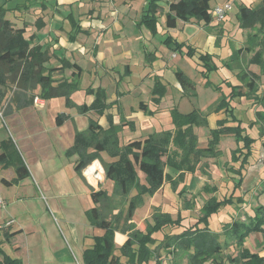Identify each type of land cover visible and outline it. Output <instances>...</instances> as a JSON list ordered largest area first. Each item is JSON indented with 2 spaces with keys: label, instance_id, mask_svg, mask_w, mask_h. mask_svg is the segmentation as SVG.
<instances>
[{
  "label": "crops",
  "instance_id": "crops-1",
  "mask_svg": "<svg viewBox=\"0 0 264 264\" xmlns=\"http://www.w3.org/2000/svg\"><path fill=\"white\" fill-rule=\"evenodd\" d=\"M165 1L166 4L163 3V5L160 4V0L157 1V10L155 12L156 32L153 33L143 20L144 11L147 9L149 0H0V5L7 2V5L11 8L19 6L18 8L10 9L6 17L16 28L25 29L24 36L31 47L41 46L43 50L47 51V65L51 67L65 66L64 69L54 73L57 80H59V77L65 76L67 79H71V75L75 70V67L72 66L73 64H78L82 68L81 88L72 94L71 99L74 105L71 107L66 105L64 97L41 98L38 95L39 88H37L34 90L33 103L17 109L16 105L21 98L17 100L13 98L16 84L9 82L6 87H1L4 95L0 106L11 104L14 110L6 116H3L0 111V151H7L8 153H12L13 150L17 151L25 162L19 144L25 148L26 141L29 146L30 140L35 142L40 149H43L39 156L43 159L44 164L41 160L42 165L36 166L38 178L50 190L65 188L69 197L64 200V203L66 206L69 203V208L73 211L76 208L72 203L79 202L80 198L85 199L86 206L80 210V216L86 217L84 218L86 223H88L86 225H89L88 227L86 226L87 229H83L78 228L77 223L68 222L73 239L77 241V245L81 243L80 262L69 245L62 242L63 240H58L59 243H56L57 240L55 239V242H53V239L48 237L44 229L37 227L39 223L32 217L35 214L34 206L26 202V195L23 192L24 182L33 176L28 164L25 162L29 175L23 179H17L14 165H0V172L5 170V173L8 174V176L0 175V196L6 202V206L0 208L1 246L7 254L20 258L24 264H84V250L94 244V236L104 233L103 229L94 227L89 220L88 210L94 206L90 201L93 188L86 180L83 172L76 170L78 155L69 156L67 154L68 149L74 143L77 131H86L91 119L98 120L105 127L109 126L106 115L100 116L94 110L86 113L79 111V106L85 103L90 104L94 100L93 95L87 94L86 88L90 86L93 88L101 87L106 90L108 102H117L113 103L112 108L106 114L112 113L116 124H125L119 133L121 144H123V134L128 135L127 138L143 140L154 132L173 128L170 111L174 107H177L181 112L185 108L184 113H187L189 109L192 111L194 108H199L203 115L207 116L210 128H215L217 122L226 117L225 111L217 112L216 107L222 100L223 94L230 92V87L226 82L231 81L225 77L221 78V82L214 83V85L221 86V90H217L213 86L207 87L206 79L203 78L204 81L201 82L200 86H196L195 83L197 95L193 97L185 96L175 75L178 70L185 72V70L180 69L184 63L182 58L189 59L194 63L196 68L199 69V72L196 71V73H200V68L195 59L172 51L164 41L167 37H171L177 42H184L186 45L196 47L199 51L218 54L222 60V62H218L221 65V69L223 68V63L231 57L233 51L239 48H234L230 54L228 50H226V55L222 54V43L220 42V47H217L215 42L219 34L212 32L215 23H220L214 17L209 24L196 18H192L190 21L178 19L176 27H169L167 24V12L169 11V2L174 0ZM226 3H230V1ZM245 4L253 6L256 3ZM160 20L162 37H158L160 35ZM41 21L43 25H40ZM232 27L237 30L247 31V41L249 40L248 35L255 32L253 29L241 28L239 21L233 23V25H229V21H226L224 30H222V35L225 38H228L229 30ZM223 39L224 37H222ZM248 45L249 42L240 48H246ZM184 50H186V47ZM251 53L253 56L254 52ZM216 59L218 57L215 58V61ZM251 64L253 66L258 65L255 63ZM258 66L264 70V67ZM227 71L231 70L227 68ZM158 78L161 79L167 89L166 95L160 103L154 102L153 98L156 95L152 93L155 80ZM239 82L231 83L240 85L241 90L246 92L247 88L244 83L240 80ZM225 85L227 90H224ZM209 89L215 91V93L213 94ZM8 92L11 93V96L9 100H6ZM28 93L31 94V91H28ZM77 96H79L80 101L76 100ZM245 98L247 99L246 96L236 99V106L237 104L245 105V103H241V101H245ZM141 101L147 103L148 107L156 113L153 116L146 115L140 109ZM59 108H62V111H59ZM237 108L241 113L244 107L239 108L237 106ZM263 109H258L257 111ZM243 111L242 114H245L242 116L238 114V116L242 119L243 126V118L248 120L249 126H244L246 132L249 133L248 128H252L257 135L249 162L242 169L243 180L241 185L234 189L235 183L240 179V175L230 169L231 167L238 168L240 161L233 162L231 154L229 152L224 154V150L221 147L225 138L230 137L225 141V144L228 145L227 148L232 152L238 146L233 136L228 135L222 138L219 144V150L222 153L219 158L203 157L199 163V165L204 166L202 169L211 173L209 182L211 186L217 187V191L221 190V187L212 183L213 180L217 181L214 177V171L220 169L225 173L224 177H226L227 181H221V184L226 189H229L227 196L233 193L235 199L242 198L244 200L243 203L235 205L238 211H246L250 207V198H252V201L255 200V202L264 200V156L261 155V152H264L262 121H258L257 111L255 115L253 114V118H251L250 112L246 115L245 110ZM60 112L70 115V118L63 125H57L55 122L56 115ZM5 124L11 126L16 137L13 138L7 133ZM194 132L198 135L199 147H206L209 141L208 128L194 126ZM202 134L208 135L205 146L201 145L204 143ZM101 156L107 162L116 159L111 158L107 152H102ZM96 160L102 164L100 159ZM31 161L33 163L36 162L35 159ZM37 164H39L38 159ZM63 166H65L64 170L62 169ZM58 169L61 171H57ZM173 174L174 178H177L179 172ZM139 176L141 182L145 183V174L143 173V176L139 174ZM185 179V181H180L179 187L187 183L188 175H186ZM108 181H110L113 190V182L111 180ZM191 183L193 184V181L186 186L191 185ZM166 184L168 183H165L159 190H163ZM73 185H77L76 190L72 187ZM15 187L20 188L15 189ZM256 187H261V191H254L253 188ZM159 190L155 195L159 193ZM217 191L213 193L215 196H217ZM147 197L152 198V196H145L144 204H147ZM139 208L135 212L136 215L142 209ZM161 212H164V210ZM244 212L242 216H239V212L235 219L242 221L249 219ZM191 213L185 215L183 211L181 212L182 223L188 218L192 219ZM253 213L254 209L249 216H252ZM172 217L176 218L177 215L176 217L172 215ZM70 219H74V217L70 215ZM17 221H19L20 225L15 228L14 225ZM139 221V224L135 221L134 223L137 224L136 226L139 230L145 231V228L142 227L145 217L141 215L140 219H138ZM148 222L153 223V218L151 217ZM82 223H84L83 220H81ZM27 224L32 225L28 230L24 227H19ZM51 225L55 233L58 234L56 237H60L53 221H51ZM185 228L179 225L175 226V231L171 234L165 233L168 236L178 235ZM24 231L28 232L26 238L23 237L25 235ZM127 238L128 235L126 233L117 231L115 234L116 246L119 248L125 243ZM235 246L237 247L236 255H238L241 247L236 244ZM244 247L253 253L264 256V233H251L247 237ZM167 249L172 253L181 252L175 248ZM152 259L156 261L155 257ZM160 260L162 261L161 258Z\"/></svg>",
  "mask_w": 264,
  "mask_h": 264
},
{
  "label": "trees",
  "instance_id": "trees-1",
  "mask_svg": "<svg viewBox=\"0 0 264 264\" xmlns=\"http://www.w3.org/2000/svg\"><path fill=\"white\" fill-rule=\"evenodd\" d=\"M158 0H149L147 9L144 11L143 20L153 33L156 32L155 12ZM43 3H45L43 1ZM46 5V3H45ZM44 5V6H45ZM43 6V7H44ZM7 2L0 5V102L4 93L1 87H6L9 82L16 84L14 100L20 99L16 108L33 103L34 90L39 88L38 95L43 99L64 97L66 105L73 106L72 94L81 88L82 68L78 64L71 75V79L57 80L54 76L56 71L64 69L65 66L51 67L47 65V51L41 46L31 47L25 38V29L16 28L6 17L10 9ZM211 0H174L169 2L167 12V24L169 27H176L177 20L190 21L196 18L209 24L213 20ZM239 26L244 29H253L250 33L249 45L246 48H239L233 51L231 57L223 63V67L234 69V63H238L240 71L238 79L244 83L246 92L241 90L240 85L226 82L230 87L228 94H223L222 100L216 107V111L224 110L226 117L217 122L215 128L209 127L206 115H203L199 108L184 113L177 107L170 111L173 128L163 129L150 134L144 140H132L127 144H121L119 133L124 127V123L116 124L112 113L106 112L112 108L113 103L108 102L106 90L98 87L86 88L87 94L93 95L94 100L90 104L79 106L81 113L94 110L100 116L106 115L108 127L103 126L98 120L91 119L86 131H77L73 145L68 149L67 154L78 155L76 170L81 172L88 164L96 159H100L107 180L113 182L111 193L106 189H92L91 196L94 206L88 210V217L94 227L104 230L102 235L94 236V244L84 250V264H147L155 257L157 264H163L159 258V249L175 248L181 252L189 253L190 264H264V256L251 252L244 247L247 237L253 232L264 233V204H259L254 208V213L246 221L233 220L225 224V240H220V234L209 227V217L226 204L243 203L242 198H234L233 193L218 200L213 194L218 189L207 184L202 192L210 194L202 211L201 217L195 225L186 227L178 235L168 236L154 248L150 245L156 243L155 233L167 226L182 225L183 217L181 212L176 218L168 212H157L153 215V223H149L145 231L137 228L133 221L136 210L144 204L145 196L154 195L165 183H170L176 188L178 181L183 180L185 173L195 172L197 164L203 157L219 158L221 150L219 144L224 136H233L238 146L231 152L233 162L240 161L238 168L230 169L240 175V179L235 183L234 189L241 185L243 180L242 169L249 162L252 155L253 145L256 141L246 128L242 125V119L238 116L236 99L246 96L254 103L264 106V96L258 94L260 75L246 68H242V53L254 52L250 58V63L264 67V4L255 8L246 5L239 7ZM40 25H43L41 21ZM165 44L175 52L193 58L197 61L200 73L206 79V86H213L214 89L221 90L220 85H214L209 75L221 68L215 58L218 54L202 52L184 42H177L171 37L165 39ZM216 46L220 47V36L215 39ZM186 47V50L184 48ZM258 48V49H257ZM180 83L183 94L188 97L196 96L195 82L182 70L175 73ZM31 91V94L28 93ZM167 89L161 79H156L152 93L156 95L153 100L160 103L166 95ZM140 109L146 115L153 116L156 112L151 110L147 103L141 101ZM258 121H262V131H264V109L257 111ZM70 115L60 112L56 115L57 125H63ZM194 126H204L208 128L209 141L206 147H199L198 135L194 132ZM172 146L175 148L172 149ZM14 151V150H13ZM8 153L0 151V165H14L17 179L26 178L29 175L28 167L17 151ZM107 152L114 161L103 160L101 153ZM138 171L145 174V183L141 182ZM178 173L174 178L173 173ZM135 191V194L132 192ZM119 194L128 200L127 213L125 215V226L121 228L118 223L121 219L120 212H113V218H108L103 211L107 209V201L112 199L113 194ZM111 212L112 207L110 208ZM208 224V225H205ZM117 231L126 233L127 240L119 248L116 246L115 234ZM234 242L241 249L238 255L224 254V248ZM119 249L120 254L116 253ZM121 257H125L123 261ZM0 264H24L18 258L11 256L1 246L0 241Z\"/></svg>",
  "mask_w": 264,
  "mask_h": 264
},
{
  "label": "rangeland",
  "instance_id": "rangeland-1",
  "mask_svg": "<svg viewBox=\"0 0 264 264\" xmlns=\"http://www.w3.org/2000/svg\"><path fill=\"white\" fill-rule=\"evenodd\" d=\"M2 1V0H1ZM231 3L232 8L229 10L223 21H220V23L216 24L215 27L212 28V32L221 35L224 37L222 40V37L220 36V42L222 43V54L226 55V50H228L229 54L232 52L234 48H240L244 47L245 44H247V31H241L237 30L235 27L231 28L229 30V35L228 38H225V36L222 35V30H224V23L226 21H229V25H233V23H236L239 21L238 18V13H239V7L240 5H246L251 8H255L259 5L264 4V0H211V6L214 8L215 6L222 5L226 2ZM256 3L253 6L247 5L245 3ZM166 4L165 0H160V4L163 5ZM166 6V5H165ZM159 28H160V35L158 37H162V32H161V20L159 22ZM226 29H228L225 26ZM173 33V32H172ZM159 40V39H158ZM247 41V42H246ZM230 50V51H229ZM252 56V53H248L247 51H244L242 53V66L244 68H248L257 74L260 75V78L258 79V84H259V91L258 94L264 95V70H262L258 65L251 64L249 62L250 58ZM182 58V57H181ZM183 60V66H181L180 69L185 70V72L192 78V80L196 83V86H200L201 82L204 81L203 77L201 76L200 73L194 65V63L191 62V60L182 58ZM216 62H222V60L218 57L216 59ZM224 69V70H222ZM220 68L218 71L212 72L210 74V79L214 83H218L219 81L221 82V78L225 77L229 79L231 82L234 83H240L238 78H237V72H239L238 68V63H234V69L231 71H227V68ZM226 70V71H225ZM65 77H59L58 79H64ZM224 90H227V86H224ZM210 90V89H209ZM245 90V88H244ZM111 91V89H110ZM215 93V91L210 90ZM9 93V92H8ZM11 96V93L8 94V98L6 100H9ZM77 101H80L79 96L76 97ZM5 101V100H4ZM241 103H245V105L242 104H237L239 108H243L245 110L246 115L247 113L250 112L251 118H253V114L255 115V112L258 109H263L264 106L260 105L259 103H254L252 99H246L245 101ZM248 103V104H247ZM61 104V103H60ZM1 105V104H0ZM64 106V105H63ZM62 107V105H60ZM65 108V106H64ZM59 111H62V108H59ZM14 110V107L11 104H8V106H0V111L3 116H6L7 114H10ZM191 109L187 110L190 111ZM238 112L240 116H242V112ZM65 111V110H64ZM166 111V110H165ZM185 112V108H183L182 112ZM245 117V116H244ZM248 118V116H246ZM244 119V126H249L248 125V120L246 118ZM6 126V131L7 133L12 136L13 138L16 137L15 132L11 128L9 124H5ZM158 130V129H156ZM249 134L253 137H256L257 133L255 134V130L252 128H248ZM203 140L202 146L206 145V140L208 135L202 134L201 135ZM125 137V138H124ZM128 135L123 134L122 136V143L125 144L127 142H130L134 140L135 138H127ZM127 138V139H126ZM230 137H226L225 141H227ZM144 140V139H143ZM225 141L222 142L221 147L224 150V154L229 152L231 154V150L227 148L228 145L225 144ZM30 146L28 145V142L26 141V146L25 148L21 147V152L24 157L25 162L28 164L29 168L31 169L32 172V177L29 178V180L24 182V189L23 192L26 195V202L32 204L34 206V211L35 214L32 216L34 220H36L39 225L37 227H40L41 229L45 230V233L48 235V237H51L54 240L56 239V243H59L58 240H63L62 242L69 245L71 250L74 252L76 258L81 262V252H80V244L77 245V241L73 239L72 233H70V227L68 225L69 221H72L73 223H77L78 228H83L87 229L89 225H86L85 219L86 217H81L80 216V210L83 209L86 206L85 199L80 198L79 202L77 203H72V205L76 208L74 211L71 210L70 204L64 203V200L68 198V193H66L65 188L63 189H58V190H50L49 188L45 187L42 183V181L38 178L39 176L36 173V166L42 165L43 159L39 156L41 154V150L38 147V145L35 144L33 141H29ZM235 142V140H234ZM32 145V146H31ZM200 145V144H199ZM175 148L172 146V149ZM31 152V153H30ZM228 153V154H229ZM229 154V155H230ZM261 155L264 156V152H261ZM104 156V155H103ZM35 159L36 162H32L31 160ZM37 159L39 161V164H37ZM42 160V161H41ZM44 164V161H43ZM63 166V170H64ZM104 167V166H103ZM204 166L197 164V170L195 172H189L185 174V177L181 181H185L186 175H188V181L186 184H184L182 187H179L180 181H178V185L176 188L171 187V185L168 183L166 184L165 188L163 190H159V193L155 195H152L151 197H147V204H143L140 208H142L140 211H138L137 215L135 214L133 217V221L136 223L138 222V219H140V216L145 217V222L142 223V227L145 228L149 224V219L157 212H160L164 210V212H169L171 213L174 217L178 215L179 212H184L185 215L191 213V218L192 219H187L184 220L181 227H191L198 223L199 219L204 216V212L202 211V207L204 206L205 201L211 197V195L206 194L205 192H202V190L205 188L207 184H210L209 182V177H210V172L202 169ZM208 167V165H207ZM67 170V169H66ZM105 170V169H104ZM61 171V170H57ZM141 176H143V173L141 171H138ZM0 175L3 176H8L7 173H5V170L0 172ZM225 173L222 172L220 169L214 171V177L216 178L217 181L213 180L212 183L216 184L218 187H221V190L217 191V199L222 200L224 196H227L229 194V189L225 188L224 185L221 184V181H227L226 177H224ZM83 179V178H82ZM224 179V180H222ZM191 181H193V184L188 185ZM228 183V182H227ZM110 185V187H109ZM264 186V185H263ZM75 190L77 188V185L72 186ZM106 189L108 190L109 193L112 192V185L110 181H108L106 178L104 182H102L99 185V188ZM20 187H15V189H19ZM261 187H256L253 188L254 191H261ZM261 193V192H260ZM132 194H135V191L132 192ZM128 200L125 197H122L119 194L114 193L112 196V199L107 201L108 207L107 209H104L103 211L105 212L106 216L110 219L113 218V212H120L121 213V219L118 223V226L121 228L122 226H125L127 223L125 222V215L127 213V208H128ZM91 204L94 205L92 199H90ZM170 201V202H169ZM250 207L247 208V210L244 211H238L236 209L237 203L235 204H226L220 207L218 211L213 213L208 219H209V227L214 230L215 232H218L220 234V240L223 242L225 240V234H226V229H225V224L232 222L235 217H237V214L240 212L239 216L243 215V212L245 213L246 217L249 218V214H252V210L259 204H264V200L262 201H256L250 198ZM112 207V211L110 208ZM139 208V209H140ZM137 211V210H136ZM79 212V214H78ZM70 215L74 217V219H70ZM182 215V214H181ZM136 216V217H135ZM77 217V218H76ZM51 219V220H50ZM81 220H83L84 223L81 224ZM51 221L54 222V225L56 227V230L59 232L60 237H56L58 234L55 233L53 226L51 225ZM200 222V221H199ZM20 225L19 221H17L14 225V227H18ZM34 225V224H33ZM137 225V224H136ZM208 225V224H205ZM32 225H22L19 227H24L26 230L30 229ZM87 226V227H86ZM166 229V230H165ZM174 229V230H173ZM175 231V226H167L163 228L161 231L155 234L157 242L155 244L150 245L151 248H154L159 242H161L163 239H167L168 235L166 233L171 234L172 232ZM166 232V233H165ZM27 231H24V238H26ZM52 235V236H51ZM54 236V237H53ZM224 254H232L236 255L237 254V247L235 246V243L232 241L228 247L224 248ZM117 254H120L119 249L116 250ZM159 254L160 258L162 259L163 264H189V257L188 253H182V252H176L172 253L169 252V250L166 247H163L162 249H159ZM123 261L126 260L125 257H121ZM151 260V259H150ZM156 261L152 259L149 261L147 264H155ZM207 264H212V263H207Z\"/></svg>",
  "mask_w": 264,
  "mask_h": 264
},
{
  "label": "built area",
  "instance_id": "built-area-1",
  "mask_svg": "<svg viewBox=\"0 0 264 264\" xmlns=\"http://www.w3.org/2000/svg\"><path fill=\"white\" fill-rule=\"evenodd\" d=\"M231 8H232L231 3L215 6L212 9V15L216 20L221 21L224 19L226 13L229 10H231ZM82 172L86 180L94 190H99L101 188V187L99 188V185L102 182H104L106 177H105L104 167L99 161L94 160L93 162L88 164L85 168H83ZM4 206H6V202L0 196V208Z\"/></svg>",
  "mask_w": 264,
  "mask_h": 264
}]
</instances>
